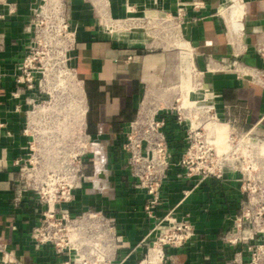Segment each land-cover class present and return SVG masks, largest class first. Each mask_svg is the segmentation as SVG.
I'll return each mask as SVG.
<instances>
[{"label":"crops","instance_id":"crops-1","mask_svg":"<svg viewBox=\"0 0 264 264\" xmlns=\"http://www.w3.org/2000/svg\"><path fill=\"white\" fill-rule=\"evenodd\" d=\"M220 1L68 2V21L75 33L71 63L83 90V131L92 149L82 159L84 172L66 208L72 216L100 211L112 219L114 231L121 238L115 245L112 264H141L151 240L148 234L167 213L193 227V236L182 248L165 249L167 264H246L250 260L247 247L264 244V237L243 217L252 201L240 171L225 167L221 178H204L179 165L187 127L179 118L176 120V112H160L161 131L172 147L161 203L147 212L146 193L136 186L127 169H120L123 155L117 147L125 143L128 131L146 110L141 106L145 95L165 82L167 54L146 47L133 30L122 27L109 33L106 26L160 12L175 14L179 6L185 9L181 34L192 48L190 65L203 76L216 119L238 135L264 139V87L248 74L229 68L235 61L240 69L264 71V59L257 53L264 47V0H243L241 19L233 24L224 20L226 26L217 14ZM40 2L4 0L0 4L2 264H61L66 258L50 246L35 249L30 235L37 225L38 211L15 166L29 153L30 140L23 132L16 68L33 38L32 12ZM197 3L202 6L194 8ZM169 58L182 59L180 54ZM15 197H20V202L14 205Z\"/></svg>","mask_w":264,"mask_h":264},{"label":"built area","instance_id":"built-area-1","mask_svg":"<svg viewBox=\"0 0 264 264\" xmlns=\"http://www.w3.org/2000/svg\"><path fill=\"white\" fill-rule=\"evenodd\" d=\"M3 1L0 0V4ZM43 1L45 3L46 0H41L40 4L33 10V16L42 11V6L40 5ZM201 6L200 3L193 5L194 8H200ZM51 10L48 17L54 18L61 25L63 33L70 35V45L68 47L70 49L64 55L62 64L65 69L64 76L66 84L69 81L72 83L71 85H69L70 83L68 84L71 88L69 96L74 98L71 102L75 105L74 108L77 115L79 106L82 104L80 101L83 100L84 113L81 125L84 126L86 106L83 90L81 82L78 80L76 71L71 63L75 33L74 31L71 32L72 29L69 21L63 19L57 5L54 4ZM184 15V7L179 6L175 14L160 12L153 15H144L140 18L113 21L110 25L106 26V30L109 33L122 27L123 30H153L158 26L163 32H169V29L172 28L175 33L177 32L174 38L179 39L178 35H181V23ZM2 18L0 15V20ZM32 26L35 31L36 25L33 21ZM257 53L264 59V47L259 48ZM34 61L35 58L30 54L24 55L23 60L17 66L15 83L19 88L25 84H31L35 80L37 71L34 67ZM229 68L235 69L241 74H248L251 79L264 87L263 70L255 68L240 69L235 61L229 65ZM75 84L78 89L80 88L79 96L73 91V85ZM162 126L163 121L155 125L153 123L146 125L144 139L135 137L132 131L129 132V135H126L125 143L130 145L140 147L144 143L145 145L155 144L158 147V149L146 155H130L129 159L125 161L127 170L136 182V186L144 191L148 197L145 204V210L147 212L161 203L162 185L166 178V171L171 164L170 160L172 155L167 151L168 141L164 133L160 131ZM2 128L3 125L0 124V130ZM23 132L28 136V128L26 126ZM83 136L85 143L88 145L84 131ZM197 139L198 133L194 135V144L191 145V149H196V154L188 158H182L179 161V165L187 167L189 173H198L204 178L208 176L221 178L228 157L216 155L215 160L211 148L212 144L206 140L207 142L202 145ZM30 144L29 142V151L32 150ZM197 145L201 146L197 148ZM31 160L32 158L28 153L24 160L16 161L15 166L19 168L26 191L33 195L38 211L37 225L33 228L30 235L35 249L39 250L43 246L52 247L56 254L66 256L61 264H112V254L115 245L121 242V238L114 231L112 219L100 211H86L72 216L66 208L73 200L72 191L80 183L81 175L79 177L77 176L78 170L75 172L72 171V174L62 176H57L56 174L47 175L46 179L41 183V187L38 189L26 181V178L29 177L28 172ZM80 161L82 163V159ZM13 201L14 205L19 203L20 197H15ZM243 217L251 221L253 231L259 236L264 237V201H253L251 208L245 211ZM192 236L193 227L188 221L177 219L171 213H167L163 218L158 220L153 230L148 234L151 240L141 264H167L165 249H180ZM247 250L250 254V260L246 264H262L264 244L249 246Z\"/></svg>","mask_w":264,"mask_h":264},{"label":"rangeland","instance_id":"rangeland-1","mask_svg":"<svg viewBox=\"0 0 264 264\" xmlns=\"http://www.w3.org/2000/svg\"><path fill=\"white\" fill-rule=\"evenodd\" d=\"M68 2L69 0H61V4L58 6L66 21L69 20ZM222 2L225 1L221 0L220 4ZM40 6H42V11L32 16L36 27L31 43L25 52V55L30 54L35 58L34 67L37 73L31 84H25L20 88L24 123L28 128L29 142L32 146V150L29 151L32 160L29 165V177L26 178V181L38 189L47 175L62 176L78 170L77 176L79 177L84 172L80 160L92 149L83 139L81 118L78 117L75 105L71 102L74 98L69 96L71 90L69 85L72 83L69 81L68 85L65 82V69L62 61L70 49L68 48L70 35H67L68 33L65 35L61 25L54 18L48 17L54 3L46 0ZM218 15L226 26L225 21L228 24L227 16H222L221 13ZM156 27H153V30L135 29L133 31L137 32L135 34H138L140 40L146 43V47L167 54L166 80L155 89L148 91L146 110L143 109L144 112L140 114L137 125L131 128L127 134L129 135V132L132 131L135 137L144 139L146 125L152 123L155 125L161 122L163 111L176 112V120L179 121L177 119L179 118L180 122L187 127L181 156L188 158L196 154V149H191L196 133H198L197 141L202 145L213 140L203 129V126L206 122L216 120V117L212 109L205 112V110H197L195 107L180 108L185 88L195 89L198 95H192L190 99L197 100L198 106H211L210 98L205 90L203 76L199 74V71H193L189 59H180V65L179 59H168L175 55L178 57L180 52L173 44L177 40L174 38L177 32L175 33L172 28L169 29V32H163L158 26ZM178 36L182 40H186L182 34ZM229 137V152L221 154L215 144L211 145L214 159L216 160V155L227 156L226 167L237 169L244 176L245 189L251 201H264V158L259 155L257 149L264 143V139L255 135H238L232 131H230ZM199 146L201 145H197V148ZM117 148L123 155L121 158L123 166L120 165L122 170L127 169L125 161L129 159L130 155H146L158 149L155 144L145 145L144 143L140 147L123 143ZM171 149L172 147L168 145V153H172ZM147 150L149 151L146 153ZM88 169H92V166ZM253 189H255L254 192Z\"/></svg>","mask_w":264,"mask_h":264},{"label":"bare ground","instance_id":"bare-ground-1","mask_svg":"<svg viewBox=\"0 0 264 264\" xmlns=\"http://www.w3.org/2000/svg\"><path fill=\"white\" fill-rule=\"evenodd\" d=\"M51 3H54L55 5L59 6L61 4V0H48ZM225 2L221 3L219 11L217 10L218 14L221 13L222 16H227L228 23H236L241 19L242 12H243V2L242 0H224ZM220 12V13H219ZM174 46H176L180 52V56L183 59H190L192 56V48L188 41L177 39L174 41ZM195 69L193 68V71ZM196 71V70H195ZM80 89V88H79ZM78 89L77 85H73V91L79 96L80 90ZM184 94L182 95V106L180 108L186 109V108H192L195 107L197 110H205V112H208L211 109V106H198V101L194 99H190V96L192 95H198L195 92V89L192 87L185 88L183 90ZM148 99V94L145 95L141 106L144 107L145 103ZM83 104V100H81ZM79 106V112L78 117L81 118V122L83 119V113H84V107L83 105ZM81 107V109H80ZM203 129L206 131V133L209 135L210 138H212V141H208L211 144H215L218 147V152L226 153L230 150L229 140H230V130L229 128L219 121L218 119L206 122L203 126ZM212 136V137H211ZM259 151V155L264 158V143L259 145L257 147Z\"/></svg>","mask_w":264,"mask_h":264}]
</instances>
